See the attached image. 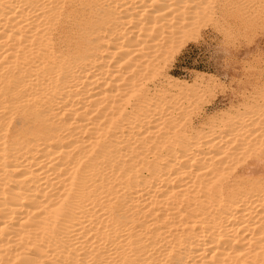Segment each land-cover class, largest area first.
Returning a JSON list of instances; mask_svg holds the SVG:
<instances>
[{"label":"bare ground","instance_id":"bare-ground-1","mask_svg":"<svg viewBox=\"0 0 264 264\" xmlns=\"http://www.w3.org/2000/svg\"><path fill=\"white\" fill-rule=\"evenodd\" d=\"M225 7L0 0V264H264V98L170 74Z\"/></svg>","mask_w":264,"mask_h":264},{"label":"rangeland","instance_id":"rangeland-1","mask_svg":"<svg viewBox=\"0 0 264 264\" xmlns=\"http://www.w3.org/2000/svg\"><path fill=\"white\" fill-rule=\"evenodd\" d=\"M233 1L225 0L222 27H217L215 18L207 19L203 28L200 23L193 30L192 40L189 37L177 43L175 60L170 65V74L185 82L204 80L192 111L200 121L214 112L243 109L264 98V0Z\"/></svg>","mask_w":264,"mask_h":264}]
</instances>
